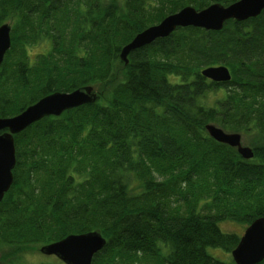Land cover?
Here are the masks:
<instances>
[{
	"label": "trees",
	"instance_id": "1",
	"mask_svg": "<svg viewBox=\"0 0 264 264\" xmlns=\"http://www.w3.org/2000/svg\"><path fill=\"white\" fill-rule=\"evenodd\" d=\"M239 1L0 0V28H12L0 119L57 93L97 96L15 137L1 263L97 232L107 244L93 264H235L209 251L240 243L220 225L264 218V12L221 32L178 29L128 65L121 53L184 8ZM218 67L230 83L201 77ZM209 125L242 135L255 158L211 139Z\"/></svg>",
	"mask_w": 264,
	"mask_h": 264
},
{
	"label": "water",
	"instance_id": "2",
	"mask_svg": "<svg viewBox=\"0 0 264 264\" xmlns=\"http://www.w3.org/2000/svg\"><path fill=\"white\" fill-rule=\"evenodd\" d=\"M264 12V0H241L230 7L219 4L203 11L187 7L179 13L169 16L160 25L152 27L138 35L125 47L121 60L129 64V56L146 48L160 39H166L178 29L195 28L208 32H221L226 23L246 22L258 18ZM12 28L4 25L0 28V66L11 50ZM203 78L215 84H227L232 81L228 68H209L202 72ZM97 96L92 88L76 91L72 94L57 93L39 101L24 113L11 119H0V204L14 184L13 171L16 167L15 137L46 118H59L66 112L96 103ZM211 139L219 144L236 149L245 160H253L254 153L243 146L240 134H229L209 125L205 128ZM107 240L100 233L70 236L61 242L41 248L46 257H56L64 264H92L93 258L106 247ZM235 264H262L264 262V218L256 220L241 237L238 247L232 252ZM1 258V256H0Z\"/></svg>",
	"mask_w": 264,
	"mask_h": 264
},
{
	"label": "rangeland",
	"instance_id": "3",
	"mask_svg": "<svg viewBox=\"0 0 264 264\" xmlns=\"http://www.w3.org/2000/svg\"><path fill=\"white\" fill-rule=\"evenodd\" d=\"M48 49L46 47H39V48H34L32 50L33 56H36L37 54L46 52ZM243 146H248L247 142L244 140L243 141ZM221 230L226 233L230 234H238L239 236H243L246 230V227L240 226V225H235V224H230L226 223L224 225H220ZM209 253L215 257L216 259L221 260L222 262L229 263L232 261V256L231 255H226L222 253L219 250H210ZM0 264H63L60 260L54 257H46L43 254H41V248L37 247L35 251H31L23 255L17 260H13L8 258L6 262H2Z\"/></svg>",
	"mask_w": 264,
	"mask_h": 264
},
{
	"label": "bare ground",
	"instance_id": "4",
	"mask_svg": "<svg viewBox=\"0 0 264 264\" xmlns=\"http://www.w3.org/2000/svg\"><path fill=\"white\" fill-rule=\"evenodd\" d=\"M13 185H14V184H13ZM98 254H99V253H98ZM98 254H97V255H98ZM97 255L94 256L93 260L95 259V257H96ZM92 264H93V261H92Z\"/></svg>",
	"mask_w": 264,
	"mask_h": 264
}]
</instances>
